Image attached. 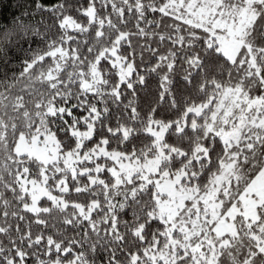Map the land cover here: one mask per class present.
<instances>
[{"label": "trees", "instance_id": "obj_1", "mask_svg": "<svg viewBox=\"0 0 264 264\" xmlns=\"http://www.w3.org/2000/svg\"><path fill=\"white\" fill-rule=\"evenodd\" d=\"M167 1L0 0V264L19 259L38 264L58 257L73 264H156L147 257L149 252L173 250L168 246L166 223L155 215V187L141 184L137 174L116 184L107 168L99 171L103 179L94 183L87 174L69 173L65 206L41 198L38 211L26 209L29 195L21 188L19 176L26 172L38 177L41 166L33 157L16 154L20 135L52 132L63 152L72 151L77 131L86 130L90 123L91 135L83 139V150L105 143L108 150L129 159L145 160L161 148L159 172L184 171L182 183L194 188L196 195L209 191L214 177L230 165L218 194L220 214L238 201L264 167L262 106L254 113L255 122H247L237 140L225 141L219 133L236 124L248 99L264 97L254 86L261 81L264 87V50L256 47L264 40L251 42L252 36L264 34V0H223L227 16H235L244 5L254 13L234 60L218 50L207 30L162 10ZM90 7L92 19L86 14ZM64 18L78 27H64ZM9 32L13 33L10 40ZM114 45L120 59L131 65L122 82L109 58L108 49ZM197 54L204 62L199 72ZM188 61L196 73L195 87L178 79L189 68ZM91 69L100 78L88 91L82 87V77L88 78ZM169 69V79L174 81L170 85L162 79ZM226 89L238 90L242 99L220 121L222 110L216 111L215 104ZM205 102L206 120H186L193 104ZM182 119L186 123L178 130ZM151 122H170L160 145L147 131ZM58 176H51L50 182ZM92 201L97 205L89 217H81L74 203L86 207ZM192 205L191 199L186 200L177 219L192 216ZM259 212L254 222L237 216L235 232L224 235L216 264H264L260 248L264 208ZM213 222L201 219L196 227L210 234ZM176 247L174 255L183 251ZM170 264L190 262L178 256Z\"/></svg>", "mask_w": 264, "mask_h": 264}, {"label": "rangeland", "instance_id": "obj_2", "mask_svg": "<svg viewBox=\"0 0 264 264\" xmlns=\"http://www.w3.org/2000/svg\"><path fill=\"white\" fill-rule=\"evenodd\" d=\"M162 10L175 14L182 20L200 26L207 30L217 43V48L230 60H234L239 47L244 43L243 34L247 24L254 18V13L247 5H244L236 15L227 16L223 0H168ZM86 14L92 19L93 8L86 10ZM226 15V17H224ZM64 27L77 28L78 24L69 18L61 21ZM109 58L116 65L120 82L126 80L131 72V65L124 63L116 53L115 45L108 49ZM100 76L95 69H91L88 78L82 77V87L90 91ZM239 91L226 89L220 100L215 104L216 111H221V120L224 114H229L234 105H238ZM242 97L240 98V100ZM239 100V102H240ZM209 102V101H208ZM208 102L190 107L188 111L199 113ZM264 109V97L248 99L242 108L237 122L229 129H221L220 136L225 141H235L240 135L242 127L247 123L255 122V112ZM214 112V114L216 113ZM253 114L250 115V112ZM264 118H262V122ZM185 119L177 123V129L185 124ZM170 122L159 125L151 122L147 131L154 136L155 142L160 145L164 139ZM91 135V124L86 130L77 131L78 142L72 151L63 152L55 135L52 132L37 133L31 137L20 135L15 144V152L19 155L33 157L40 162V173L38 177H29L27 173H21L19 181L24 192L28 193L29 201L24 207L36 212L40 209L39 200L48 198L52 202L65 206L68 202L63 192L69 189L68 175L87 174L90 183L101 181L103 177L99 171L107 168L115 178L116 184L130 180L137 174L141 184H152L155 187L156 213L166 223L168 246L173 250L152 251L147 257L156 264H170L176 257L180 256L190 264H216L218 249L224 246V235L235 232V221L240 215L248 222L257 221L260 217L259 208H264V167L249 181L238 197V201L232 203L225 212L220 214L221 198L218 194L224 180L228 179V168L214 177L212 186L206 193L196 195L192 187H184L182 177L184 171H178L172 175L167 172H159L162 158V149L158 154L145 160L129 159L128 155L108 150L105 143L98 145L92 150H83L82 141ZM110 160L111 163L107 164ZM56 173L59 176L55 182L49 178ZM78 186L77 188H80ZM192 200V216L177 219L186 200ZM77 213L84 218L89 217L93 208L97 205L92 201L88 206L74 203ZM220 214V215H219ZM214 221L209 234L207 231L196 227L200 220ZM208 230V229H207ZM201 231V232H199ZM179 232L181 235H175ZM212 235V237H211ZM218 238V239H216ZM179 246L183 251L174 255ZM264 251V240L260 246ZM188 256V258H185ZM73 260L59 259L50 260L38 264H73ZM10 264H29L24 259H19Z\"/></svg>", "mask_w": 264, "mask_h": 264}, {"label": "snow or ice", "instance_id": "obj_3", "mask_svg": "<svg viewBox=\"0 0 264 264\" xmlns=\"http://www.w3.org/2000/svg\"><path fill=\"white\" fill-rule=\"evenodd\" d=\"M12 35H13V33L9 32V33L6 34V38L10 40ZM257 39L264 40V34H262L260 37L252 36L251 37V42L253 44H256ZM256 47L261 49V50H264V44H256ZM209 50L210 49H206V51H209ZM241 51H244V49L242 48ZM197 59L199 60V65L196 66V71L199 72L200 68L203 66L204 62H203V59L199 57V54H197ZM188 63H189V68L187 70H185L184 74L182 76H180L178 79L182 80L186 85H190L192 87H195L196 86V73H194L191 70V66H192L193 62L192 61H188ZM172 67L174 68L175 65H173ZM170 73H171V69H169V71L166 72L163 75V77H162L163 81L165 83L169 84V85L174 82V81H171L169 79ZM262 75H264V71H262ZM228 78L231 79V73H229V77ZM202 80L206 81V77H202ZM249 80L251 81V77H249ZM205 86L207 87L208 85L205 83ZM254 86H255V91H256V93L258 95L260 93H264V87H261V81H255L254 82ZM162 91H163V88H162ZM251 91H252V85L250 84L249 85V92L251 93ZM167 94H168L167 92H164L165 96H167ZM172 100H173V103H174L175 102V96H173ZM188 102L189 101L186 98L185 99V104H188ZM192 106L194 107L195 105L193 104ZM206 112H207V110H204L199 115H196L195 113L189 111L187 113L186 120L188 118H195L198 122L204 121V120H206L208 118L206 116ZM186 128H187V125H186ZM187 130L188 131H193L192 129H187ZM196 131H199V130L197 129ZM216 139H218V137ZM204 140H205V142H207L208 136H205ZM262 147H264V145H262ZM210 151H211V149H210ZM257 255H259V253Z\"/></svg>", "mask_w": 264, "mask_h": 264}]
</instances>
